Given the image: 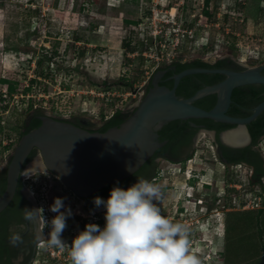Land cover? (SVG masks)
Returning <instances> with one entry per match:
<instances>
[{"label": "rangeland", "instance_id": "obj_1", "mask_svg": "<svg viewBox=\"0 0 264 264\" xmlns=\"http://www.w3.org/2000/svg\"><path fill=\"white\" fill-rule=\"evenodd\" d=\"M209 1L206 6V0H0V91L13 86L19 96L7 112L0 109V171L34 111L105 125L117 110L133 113L139 94L146 95L155 75L175 62L231 57L242 66L263 64L264 0ZM215 141L202 130L192 158L160 162L150 180L160 189L154 203L173 222L181 218L189 229V252L201 264H259L264 261L256 260L264 255V176L253 181L245 164L225 165ZM11 142L9 150L3 148ZM46 176L40 208L47 214L48 198H65L64 205L74 198L51 173H37L25 185L36 191ZM188 195L204 205L186 201ZM177 203L184 210L176 216ZM210 213L219 215L222 226L209 229ZM231 236L237 237L233 246ZM54 255L70 257L64 251ZM42 261L37 264H47Z\"/></svg>", "mask_w": 264, "mask_h": 264}, {"label": "water", "instance_id": "obj_2", "mask_svg": "<svg viewBox=\"0 0 264 264\" xmlns=\"http://www.w3.org/2000/svg\"><path fill=\"white\" fill-rule=\"evenodd\" d=\"M240 66L241 70L187 68L171 78L172 88L161 85L164 72L160 71L131 116L120 126L111 127L105 132H91L47 115L42 117L39 127L22 136L7 165V184L0 196V212L13 200L23 167L33 149L40 151L42 163L69 190L79 197L87 198L132 176L143 167L157 150L166 145L167 141L160 139L159 131L173 121L210 119L232 125V129L221 133L222 143L235 148L245 146L250 142L248 125L264 113V101L247 117L228 113L236 88L246 85L264 86V63ZM196 74H221L225 78L219 83L199 89L189 98L178 96L177 89L182 80ZM212 94L217 95V102L211 110L195 104ZM191 125L196 126L194 122ZM208 132L215 137V132ZM240 132L246 137L242 143H230L224 139L227 134Z\"/></svg>", "mask_w": 264, "mask_h": 264}, {"label": "clouds", "instance_id": "obj_3", "mask_svg": "<svg viewBox=\"0 0 264 264\" xmlns=\"http://www.w3.org/2000/svg\"><path fill=\"white\" fill-rule=\"evenodd\" d=\"M36 163L33 161L32 167ZM41 167L47 175V165L42 163ZM29 194L35 195L31 190ZM188 197L196 206L205 203L193 195ZM64 199L54 198L50 211L56 215L50 222L43 218L50 228L46 247L61 252L68 249L71 264H201V260L189 252V229L162 215L160 207L154 203L160 200V189L148 180L140 178L127 190L114 187L106 201L95 197L94 205L106 208L105 226L101 229L96 224H87L71 245L62 238L66 221L72 216L71 208H65ZM62 208L65 210L61 211ZM23 211L29 222L44 213L43 208H24ZM210 217L213 223L209 229L222 226L217 213H210ZM13 242H22L21 237L15 235Z\"/></svg>", "mask_w": 264, "mask_h": 264}, {"label": "flooded vegetation", "instance_id": "obj_4", "mask_svg": "<svg viewBox=\"0 0 264 264\" xmlns=\"http://www.w3.org/2000/svg\"><path fill=\"white\" fill-rule=\"evenodd\" d=\"M226 58H231V57H226ZM211 64H215V63H211ZM231 66L233 68H230V69H234V65H231ZM200 68H203V67H200ZM234 70H237V69H234ZM170 71H174V73L167 76V74ZM162 72L164 73H163L161 81H164V82L170 81L171 78L175 74L179 73V71H177V63L175 62L171 65H168L166 68L162 69ZM263 74H264V71H263ZM163 86H166V85H163ZM247 86H250V85L242 86V87H245L244 92L247 94H251L252 88L247 87ZM254 108H255L254 106L253 107L247 106V107H243L242 110L245 112L246 111L253 112ZM44 116H46V114L43 111H34L33 113H31L29 117H27V120L25 123V132L28 128L29 130L26 133L39 127L42 124V117ZM52 118H55L60 121L69 122L75 126L81 127L91 132H101V129L104 126V125L94 123L89 118L78 117V116H72L68 119L58 118V117H52ZM35 124L36 126H34ZM195 127L198 130L196 134L193 137H191L188 141L186 137H181L177 139L176 141H174L173 143H170L169 141L164 140V141H167V143L165 146L160 148V149H164L165 147H167L164 152H160L158 154L155 153L154 156L149 160L150 162L149 161H148L149 163L147 162L148 165L146 167L145 165L147 163L143 166L144 168L141 167L135 174L120 181L119 183H117V185L125 182L129 178H133L135 181H138V179L140 178L146 179L150 177L151 174H153L154 172H157L159 164L162 161L182 163L184 159L193 152L196 146L197 137L202 130L213 131L216 133L215 142L217 145V154L221 162H226V161L228 162V161H231V158L244 156L245 160L244 162L240 164H245L247 167H249V169L252 172V176L256 174L255 163L258 160L256 154H259V156L264 161V146L261 143L262 139H264V136H261V139L258 145H253V138H252V134L250 132L249 125H248L250 142H248L243 147L235 148V147H231V146H228L222 143L221 137H220L222 132L230 130L234 126L231 128L222 130V131H218L216 129H207L204 124H196ZM251 151L255 152L256 154L252 153ZM33 161H36L37 163L32 167ZM41 164H42V159L40 157V151L38 149H33L31 153L29 154L26 160V163L23 167V170L20 176V182H19L16 194L13 200L2 212H0V264H37L41 262L42 260H43L42 262L47 263V264H66V263L71 264L70 257L66 258V260L64 261L63 259H61V257H55L54 255L56 251H58L59 253H62L61 251L55 248L46 247V240H47L50 228L44 223L43 218L45 216L47 220H49V217L53 219L56 213L50 211V208H49L48 210L49 213L47 214L43 213L40 218H36L31 222L25 220L24 218V211H23L24 208H29V209L40 208V204L42 203V200L44 199L43 198V190L45 189L44 185L46 184L45 181L47 179H50L49 176L43 177L45 178V180L43 181V183L41 182L40 185H37L38 188L36 189V191H34V194H35L34 196H30L29 194L30 189H28V187L25 185L26 182L30 184L31 179H32L31 177L35 176L37 173L44 174V169L41 167ZM228 166H231V165H228ZM6 168L7 167H5L4 169ZM263 168H264V164H263ZM3 170L0 171V175L3 172ZM29 173H32L33 175L28 176ZM48 173H51L52 175L56 177L57 180L61 181L59 177L55 175L53 172L48 170ZM262 178L263 176L261 177V179ZM190 183L196 184L197 180L193 179L192 181H190ZM122 186L123 185L116 186V187L121 188ZM191 186L194 187L193 185ZM207 186L209 187V184ZM50 187H53V186H50ZM69 191L71 193V197H73L74 200L72 203L66 204L65 208H71L72 216L68 218L66 221L67 227L63 231L62 238L64 239L66 243L71 245L73 239L80 232L85 230V226L87 224H96V225L104 224L106 208H104L103 205H101L99 208H97L94 205L93 199L97 197L98 192L87 198H82V197L75 195L71 190ZM3 193L4 192H2L0 196ZM98 197L104 200L103 196H98ZM48 199H49V204L52 206L54 203V198H48ZM212 201L214 202L215 199H213ZM178 204L179 203L175 205L176 216L181 215L184 210V205L182 204L178 206ZM74 207H77V209H75ZM61 211H64V210L61 209ZM174 218H175L174 219L175 222L181 223L180 217L178 218L174 217ZM15 235H19L21 237L22 242L14 243L13 239ZM64 253L65 254L69 253V250L66 249Z\"/></svg>", "mask_w": 264, "mask_h": 264}, {"label": "trees", "instance_id": "obj_5", "mask_svg": "<svg viewBox=\"0 0 264 264\" xmlns=\"http://www.w3.org/2000/svg\"><path fill=\"white\" fill-rule=\"evenodd\" d=\"M210 4L209 0H206V6ZM126 46L128 50L131 49V42H126ZM177 63V71H183L187 68L192 67H203V68H233L231 65H234V69L241 70L242 67L232 58H224L218 60L215 64H211L209 62L203 61V60H194L192 62L188 63H182V62H176ZM174 73V71H170L167 76ZM225 78L224 75L221 74H196V75H190L185 77L182 82L180 83L177 94L180 97L189 98L193 96L199 89L203 88L205 85H213L216 83L221 82ZM7 83V81H5ZM161 85H166L169 88L173 87V80L170 81H161ZM151 84L149 85L148 90L150 89ZM247 87L252 88V93L247 94L244 92L245 87H239L236 88L233 92L232 96V105L231 109L229 111V115L237 116V117H246L250 115L252 112L243 111V107H256L258 104H260L262 101H264V86L263 85H250ZM8 91L10 94H13L15 92V88L13 86H8ZM217 102V95L212 94L205 98H202L195 102V104L203 109L211 110ZM39 111V110H38ZM132 112H124L122 110H117L114 112L113 116L105 123V125L102 127L101 132L107 131L111 127L120 126L125 120H127L131 116ZM191 122H194L196 124H204L207 129H216L218 131L225 130L227 128L233 127L232 125L223 124V123H217L210 119H193V120H187V121H173L168 124H166L160 131V139L162 141L167 140L170 143H173L177 139L181 137H186L187 141L193 137L196 132L197 128L191 126ZM40 123V121H39ZM36 126V124L34 125ZM33 126V127H34ZM250 132L252 134L253 138V145H258L261 136H264V114H262L258 119L253 121L249 125ZM29 130V128L26 130V132ZM24 132L23 135L26 133ZM2 141H0V145L2 146ZM216 143V142H215ZM219 143V142H218ZM12 142L8 145H3V148L9 150V148L12 146ZM168 146V145H167ZM159 149L156 154L160 152H164L165 149ZM252 153L256 154L255 152L251 151ZM257 155V162L255 163V169L256 174L252 176L251 180H261V177L264 176V168L263 164L264 161L262 158ZM192 158V154L188 155L185 159ZM245 158L244 156H239L235 158H231V161L223 162L225 165H236L239 163L244 162ZM150 162V161H149ZM148 162V163H149ZM148 163L145 165V167L148 165ZM144 168V167H143ZM157 172H154L150 175V177L146 178L145 180L150 181L153 176H155ZM151 182V181H150ZM137 183L133 178L127 179L125 182L121 184H115L112 186H109L97 193V196H103L104 200L106 201L109 198L110 192L114 187L123 185L121 188L124 190H127L130 186ZM7 184V168L3 170V172L0 175V194L4 192ZM225 208L228 210L230 207L229 204L224 205ZM105 222V220H104Z\"/></svg>", "mask_w": 264, "mask_h": 264}, {"label": "built area", "instance_id": "obj_6", "mask_svg": "<svg viewBox=\"0 0 264 264\" xmlns=\"http://www.w3.org/2000/svg\"><path fill=\"white\" fill-rule=\"evenodd\" d=\"M98 95L99 96L100 95L101 96H104L103 93H99ZM139 96H140V101H141L144 98V96H145V91H142L139 94ZM21 97L23 98L24 96L21 95ZM15 102H17V103L19 102V96L14 95V94H10L7 88H5V89H3V90L0 91V109L2 107V111L3 110H6V112H7L9 110L10 106L13 105ZM0 123L3 124L4 122L3 121H0ZM4 144H6V142ZM156 179L157 178H155V180ZM31 191L34 192L33 190H31ZM257 206H259V204ZM244 208H247V207H244ZM103 225L105 226V223ZM41 244H43V243H41Z\"/></svg>", "mask_w": 264, "mask_h": 264}, {"label": "bare ground", "instance_id": "obj_7", "mask_svg": "<svg viewBox=\"0 0 264 264\" xmlns=\"http://www.w3.org/2000/svg\"><path fill=\"white\" fill-rule=\"evenodd\" d=\"M176 13V9L173 8L172 11H171V14H175ZM245 134L243 133H237V134H227L224 136V139L227 141V142H230V143H242L245 141ZM33 174L32 173H29L28 176H32ZM216 239V238H215ZM197 252V251H196ZM198 253V252H197Z\"/></svg>", "mask_w": 264, "mask_h": 264}, {"label": "crops", "instance_id": "obj_8", "mask_svg": "<svg viewBox=\"0 0 264 264\" xmlns=\"http://www.w3.org/2000/svg\"><path fill=\"white\" fill-rule=\"evenodd\" d=\"M245 209H246V208H245ZM236 240H237V237H236V236H234V237L231 236V237H230V244H232V246H233L234 243L236 242ZM230 244H229V245H230ZM256 260H258V261H259V260H264V255H262V256L260 257V259H256ZM259 264H264V261L261 262V263L259 262Z\"/></svg>", "mask_w": 264, "mask_h": 264}]
</instances>
